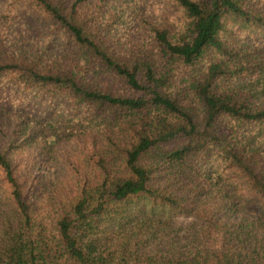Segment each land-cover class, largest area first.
Returning a JSON list of instances; mask_svg holds the SVG:
<instances>
[{
	"label": "trees",
	"instance_id": "16d2710c",
	"mask_svg": "<svg viewBox=\"0 0 264 264\" xmlns=\"http://www.w3.org/2000/svg\"><path fill=\"white\" fill-rule=\"evenodd\" d=\"M0 264H264V0H0Z\"/></svg>",
	"mask_w": 264,
	"mask_h": 264
}]
</instances>
